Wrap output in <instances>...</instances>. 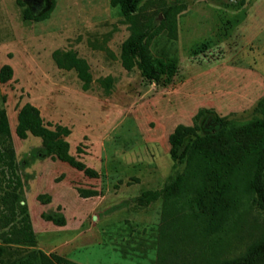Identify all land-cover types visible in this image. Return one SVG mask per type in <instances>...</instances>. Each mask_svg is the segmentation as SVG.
Segmentation results:
<instances>
[{"label":"rangeland","instance_id":"rangeland-1","mask_svg":"<svg viewBox=\"0 0 264 264\" xmlns=\"http://www.w3.org/2000/svg\"><path fill=\"white\" fill-rule=\"evenodd\" d=\"M29 1L0 0V74L11 69L7 82L0 79V108L15 165L12 172L0 164L1 264H40L29 260L35 252L76 264H214L243 255L259 263L264 210L254 207L248 179L230 197L224 231L207 233L221 199L217 180L201 187L172 159L169 138L179 125H198L192 142L216 131L219 119L246 134L264 118V0L241 7V0H143L134 21L112 0ZM25 11L41 19H25ZM137 24L160 28L149 47L166 64L157 82L121 64ZM55 51L85 59L92 81L58 68ZM26 105L39 110L45 128L69 130L74 164L41 153L42 138L20 123ZM199 112L205 116L197 119ZM17 180L35 245L3 242L21 218L16 208L11 217ZM148 191L158 199L139 205Z\"/></svg>","mask_w":264,"mask_h":264},{"label":"trees","instance_id":"trees-1","mask_svg":"<svg viewBox=\"0 0 264 264\" xmlns=\"http://www.w3.org/2000/svg\"><path fill=\"white\" fill-rule=\"evenodd\" d=\"M143 0H112L114 7H120L123 14L134 21ZM244 0L238 3L241 7ZM172 10L165 11V16L170 18ZM24 18L28 20H40L25 11ZM151 22V21H149ZM175 22L171 26V35L175 36ZM160 32V28H152L151 24H137V29L122 45L121 64L127 71L138 68L144 79L157 82L165 72L166 64L163 60L154 59L150 53V43ZM53 59L60 69L74 70L79 79L86 83L92 81L89 65L83 58L78 57L75 52L61 54L59 51L53 53ZM11 75V69L4 66L0 74L3 83L7 82ZM264 106V97L262 100ZM204 112H199L197 119L204 117ZM220 127L216 131H207L202 137L197 136L194 141L190 137L199 130V126L179 125L169 138L170 155L178 164H185L189 169L188 175L197 177L204 187L210 178L217 180L221 191V199L214 203L213 210L206 220L204 230L209 234L224 231L229 214L235 202L231 200L233 193L240 182L248 179V186L256 195L254 207L264 210V118L251 124L246 129V134H239L236 130L228 129L226 120L219 119ZM20 123L23 130L31 131L42 138L41 153L45 156H56L69 164H74V159L68 154V143L64 140L70 132L66 127L58 126L54 130L44 127L39 110L31 105H26L20 115ZM10 129L6 113L0 108V164L14 172V152L8 140ZM5 146V148H4ZM236 156L235 159L232 156ZM20 181L14 185L11 217L16 219L17 214L21 218L14 220L9 232L3 237L5 244H29L35 245V234L31 226L25 205L14 194L20 187ZM200 192V191H199ZM159 192L148 191L136 198L139 205L145 206L155 201ZM44 218L57 225L64 226L65 220L59 216L44 214ZM221 239H219V242ZM217 243V242H216ZM2 247H0V264L2 263ZM31 262L40 264H76L62 257L33 253L29 257ZM264 264V255L259 263ZM214 264H250L246 255L232 259H218Z\"/></svg>","mask_w":264,"mask_h":264},{"label":"flooded vegetation","instance_id":"flooded-vegetation-1","mask_svg":"<svg viewBox=\"0 0 264 264\" xmlns=\"http://www.w3.org/2000/svg\"><path fill=\"white\" fill-rule=\"evenodd\" d=\"M29 2H31V0ZM31 5H32V3H31Z\"/></svg>","mask_w":264,"mask_h":264}]
</instances>
